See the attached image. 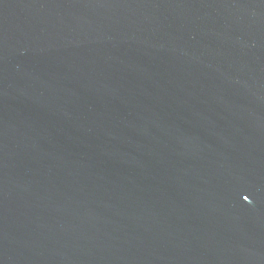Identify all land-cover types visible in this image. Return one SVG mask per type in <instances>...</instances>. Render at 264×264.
I'll use <instances>...</instances> for the list:
<instances>
[{
  "label": "water",
  "instance_id": "water-1",
  "mask_svg": "<svg viewBox=\"0 0 264 264\" xmlns=\"http://www.w3.org/2000/svg\"><path fill=\"white\" fill-rule=\"evenodd\" d=\"M0 264H264V0H0Z\"/></svg>",
  "mask_w": 264,
  "mask_h": 264
},
{
  "label": "snow or ice",
  "instance_id": "snow-or-ice-1",
  "mask_svg": "<svg viewBox=\"0 0 264 264\" xmlns=\"http://www.w3.org/2000/svg\"><path fill=\"white\" fill-rule=\"evenodd\" d=\"M245 199H247V197H245Z\"/></svg>",
  "mask_w": 264,
  "mask_h": 264
}]
</instances>
